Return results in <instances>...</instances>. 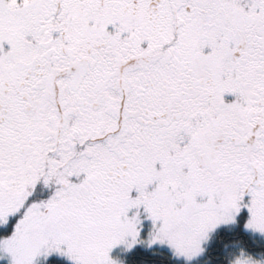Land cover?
<instances>
[{
	"label": "snow or ice",
	"instance_id": "6c2138e0",
	"mask_svg": "<svg viewBox=\"0 0 264 264\" xmlns=\"http://www.w3.org/2000/svg\"><path fill=\"white\" fill-rule=\"evenodd\" d=\"M0 264H264V0H0Z\"/></svg>",
	"mask_w": 264,
	"mask_h": 264
},
{
	"label": "trees",
	"instance_id": "16d2710c",
	"mask_svg": "<svg viewBox=\"0 0 264 264\" xmlns=\"http://www.w3.org/2000/svg\"><path fill=\"white\" fill-rule=\"evenodd\" d=\"M213 253H214V249L210 247L205 259L210 260L213 257ZM141 255L147 256V253H142Z\"/></svg>",
	"mask_w": 264,
	"mask_h": 264
}]
</instances>
